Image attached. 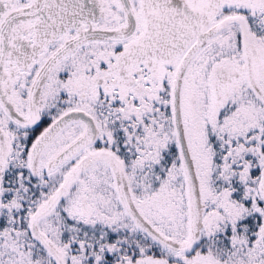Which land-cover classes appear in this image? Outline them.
<instances>
[{"label":"snow or ice","instance_id":"obj_1","mask_svg":"<svg viewBox=\"0 0 264 264\" xmlns=\"http://www.w3.org/2000/svg\"><path fill=\"white\" fill-rule=\"evenodd\" d=\"M0 264H264V0H0Z\"/></svg>","mask_w":264,"mask_h":264}]
</instances>
